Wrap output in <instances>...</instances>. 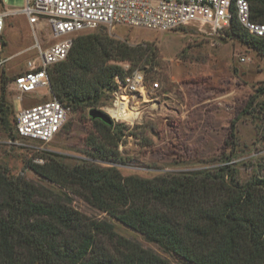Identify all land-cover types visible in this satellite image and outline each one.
I'll return each instance as SVG.
<instances>
[{
	"label": "trees",
	"instance_id": "trees-1",
	"mask_svg": "<svg viewBox=\"0 0 264 264\" xmlns=\"http://www.w3.org/2000/svg\"><path fill=\"white\" fill-rule=\"evenodd\" d=\"M250 5L253 20L264 22V0ZM226 33L264 56V39L250 36L236 20ZM144 55L152 63L156 51L108 33L82 34L67 59L49 71L51 94L73 111L95 108L115 89L114 79L123 77L113 62ZM9 114L2 74L0 122L8 124ZM94 123L104 134L94 141L92 158L119 162L122 127ZM10 134L18 138L15 124ZM231 162L228 157L213 171L152 179L93 163H30L48 186L15 178L0 166V264H172L119 235L110 222L76 210L71 195L187 263L264 264V176L241 184Z\"/></svg>",
	"mask_w": 264,
	"mask_h": 264
},
{
	"label": "rangeland",
	"instance_id": "rangeland-1",
	"mask_svg": "<svg viewBox=\"0 0 264 264\" xmlns=\"http://www.w3.org/2000/svg\"><path fill=\"white\" fill-rule=\"evenodd\" d=\"M3 2L6 9L26 6V0ZM91 32L108 33L134 46L146 44L156 51L152 63L146 61V55L113 62L145 70L149 90L147 100L140 102L138 120L128 115L124 117L130 122L114 121L126 134L119 142L120 161L100 162L92 158L94 141L104 134L89 116L92 108L71 110L65 128L49 143L11 139L10 130L22 109L54 98L47 87L20 96L13 83L27 72L28 62L36 59L37 43L43 48L55 43L46 23L33 31L25 16H11L0 54L4 61L0 68V94L4 74L6 103L10 107L8 124L0 122V166L7 174L48 186L31 171L29 164L43 165L46 159L53 158L70 166L84 162L114 166L123 176L152 179L213 171L230 157L241 184L254 176H264V56L226 31L216 35L208 28L200 31L188 27L160 33L117 26L85 31L78 36ZM155 83L161 88L152 93ZM113 93L114 90L107 92L95 108L102 110L112 105ZM71 198L73 207L88 218L110 222L119 235L151 249L172 264H190L165 253L82 199L72 195Z\"/></svg>",
	"mask_w": 264,
	"mask_h": 264
},
{
	"label": "built area",
	"instance_id": "built-area-1",
	"mask_svg": "<svg viewBox=\"0 0 264 264\" xmlns=\"http://www.w3.org/2000/svg\"><path fill=\"white\" fill-rule=\"evenodd\" d=\"M20 15L28 19L33 31L37 25H49L51 40L55 41L47 48L36 44V59L28 62L27 72L13 83L20 96L50 88L49 71L67 59L76 37L102 27L122 26L160 33L194 27L200 31L208 28L212 34L220 35L236 20L250 36L264 39V22L253 20L250 0H26L21 9H6L0 0V54L8 17ZM3 64L0 56V68ZM120 67L124 74L114 79V102L102 111L116 122H130L122 116L126 113L138 120L140 102L149 96L145 70L128 63ZM160 88L155 83L151 92ZM70 111L56 98L22 109L15 133L21 139L49 143L64 129Z\"/></svg>",
	"mask_w": 264,
	"mask_h": 264
},
{
	"label": "water",
	"instance_id": "water-1",
	"mask_svg": "<svg viewBox=\"0 0 264 264\" xmlns=\"http://www.w3.org/2000/svg\"><path fill=\"white\" fill-rule=\"evenodd\" d=\"M89 116L93 121L99 120L107 125H113L114 121L107 113L100 109L92 108L89 111Z\"/></svg>",
	"mask_w": 264,
	"mask_h": 264
},
{
	"label": "bare ground",
	"instance_id": "bare-ground-1",
	"mask_svg": "<svg viewBox=\"0 0 264 264\" xmlns=\"http://www.w3.org/2000/svg\"><path fill=\"white\" fill-rule=\"evenodd\" d=\"M128 115H130V116H132L134 118V116L131 113L122 114V116H125V117L128 116ZM125 117H124V119H125Z\"/></svg>",
	"mask_w": 264,
	"mask_h": 264
}]
</instances>
